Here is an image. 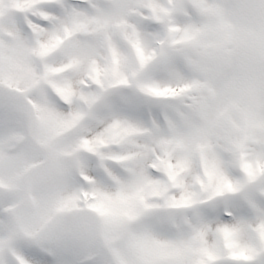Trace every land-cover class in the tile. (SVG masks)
Instances as JSON below:
<instances>
[{
    "label": "snow or ice",
    "instance_id": "6c2138e0",
    "mask_svg": "<svg viewBox=\"0 0 264 264\" xmlns=\"http://www.w3.org/2000/svg\"><path fill=\"white\" fill-rule=\"evenodd\" d=\"M91 26L101 34L120 29L148 77L144 94L171 104L192 139L212 146L236 111L250 129L228 141L230 155L217 164L223 187L182 221L169 217L167 231L144 225L133 264H264V0H0V191L30 196L34 206L29 215L0 207V264H128L107 239L159 213L143 198L130 201L125 186L107 191L105 181H119L106 166L99 180L79 176L91 190L75 183L54 145L5 153L40 111L5 64L25 50L44 55ZM44 110L52 115L46 97ZM78 148L93 145L83 139ZM37 158L41 174L57 177L43 190ZM67 219L83 225L73 252L52 243Z\"/></svg>",
    "mask_w": 264,
    "mask_h": 264
},
{
    "label": "clouds",
    "instance_id": "9594fccd",
    "mask_svg": "<svg viewBox=\"0 0 264 264\" xmlns=\"http://www.w3.org/2000/svg\"><path fill=\"white\" fill-rule=\"evenodd\" d=\"M9 69L40 111L6 146L7 156L43 151L51 144L74 173L75 183L91 190L94 185L83 184L79 176L84 173L99 180L97 173L103 165L119 181H105L107 191L115 193L122 185L130 201L143 198L158 206V215L136 230H117L107 239L108 250L126 257L128 264H133L136 242L145 236L144 225L167 231L169 217L182 221L191 205L223 187L217 164L230 155L228 141L250 130L236 111L212 146L192 139L176 122L171 104L161 105L144 94L148 77L139 71L136 54L117 27L101 34L91 26L44 55L25 50L18 54L16 64H5V70ZM45 97L52 115L44 110ZM260 131L264 133V128ZM181 132L183 138H178ZM83 139L93 145L92 151L78 148ZM42 163V158L34 163L41 190L57 179L39 172ZM0 207L20 215L34 211L30 196L7 189L0 191ZM81 227L73 219L65 220L53 245L75 251L83 242L78 234Z\"/></svg>",
    "mask_w": 264,
    "mask_h": 264
}]
</instances>
